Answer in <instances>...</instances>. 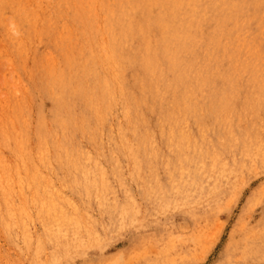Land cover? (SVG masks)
Returning a JSON list of instances; mask_svg holds the SVG:
<instances>
[{
	"label": "rangeland",
	"instance_id": "374dc122",
	"mask_svg": "<svg viewBox=\"0 0 264 264\" xmlns=\"http://www.w3.org/2000/svg\"><path fill=\"white\" fill-rule=\"evenodd\" d=\"M115 1L120 10L124 7L128 11L127 16L138 18L148 10L167 16L165 20L171 23L172 32L164 41L155 40L150 30L137 42L132 41L136 52L146 49L147 58H160L162 71L156 68L145 77L150 91H142L133 77L123 79L114 66L109 68L111 74L106 80L115 83L112 87H117L119 94L108 89L113 97L108 124L101 126L105 132L95 147L80 134L78 121L71 132L60 127L59 118L52 113L57 109L66 118L69 112L73 117L70 120L83 115L94 134L96 123L88 115L91 97L85 92L72 95L70 88L79 82L90 86L103 66L115 62L120 67L123 60L134 58L125 43L127 31L122 36L116 34V44H123L119 59L109 49L112 39L104 46L98 44L103 41L97 39H106L108 34L99 33L96 23L102 20L107 27L109 23L106 12L92 10ZM149 1L154 3L153 9L147 6V0H0L1 173L13 159L24 164L18 157V148L25 135L33 133L30 131L47 129L44 133L54 145L49 159L34 156L36 160L23 170L27 173L12 171L19 179L33 182L32 187L21 185L23 192L20 182L13 180L12 191L28 198L31 195L37 201L26 209H18L19 205L10 208L17 214L16 223L6 214V206L0 209V264H264V65L255 59L246 65L243 60L225 59L218 45L220 41H230L247 51L258 40L264 41V0ZM119 12L114 7L112 14ZM203 15L220 16L230 33L225 35L228 29L214 26L213 35H207L205 42L195 22L187 27L180 21V16L193 22ZM92 22L94 25L86 28ZM168 43L177 52L174 58L166 48ZM89 46H94V50ZM94 51V61L83 60ZM64 52L72 56L64 71L70 75L53 81L45 79L44 74L35 76L34 66L45 65L42 61ZM177 57L191 70L177 61L178 67L172 68L169 60ZM136 61L137 71L143 65L139 54ZM228 62L231 65L223 69V77L213 79L218 74L211 71L212 66ZM193 70L198 71L200 78L194 77ZM31 80L46 82L48 89L46 86V90H35L36 84ZM58 85L62 87L61 95ZM187 85L195 89L189 96L181 93ZM159 87L162 104L153 97ZM220 99L230 108L209 112L211 119L207 120L213 127L200 128L191 108L197 110V115L207 116V109ZM173 102L184 105L187 128H167L165 109ZM8 112L14 116L7 118ZM179 113L181 108L177 109ZM143 118L149 119L145 120L146 127L152 132L157 120L165 119L167 124L156 126V135L145 133V137L154 136V145L149 139L146 142L149 152L152 148L159 152L153 155L155 159L152 155L143 156L145 150L139 143L132 159L118 137L119 127L137 126ZM4 122L19 132L16 141L3 133ZM227 123L235 129L236 136L225 127ZM170 129L173 134H169ZM141 130L137 128L134 133L138 135ZM179 133L183 134L181 138ZM70 136L81 151H92L93 154L87 151L91 156L86 158H77L78 154L73 153L90 168V173L71 167L80 165L76 159L57 156L56 148L70 152L64 148L70 147L66 143ZM216 136L222 140L215 142ZM123 138L135 143L128 133ZM35 142L37 139L33 138L31 144ZM109 142L115 154L108 151ZM5 143L11 144L13 150L6 148ZM178 151L181 160L174 157ZM162 154L165 156H159ZM168 155L172 157L166 159ZM88 178L92 183L83 184ZM8 192L0 188V201ZM63 214L74 215V222Z\"/></svg>",
	"mask_w": 264,
	"mask_h": 264
},
{
	"label": "bare ground",
	"instance_id": "6f19581e",
	"mask_svg": "<svg viewBox=\"0 0 264 264\" xmlns=\"http://www.w3.org/2000/svg\"><path fill=\"white\" fill-rule=\"evenodd\" d=\"M203 1H207V0H203ZM259 1L262 2L263 0H259ZM115 3H116V1L112 3L114 6L109 5V4L106 6L100 5V6H97L95 9L92 10L95 13H99L100 11L106 12V21L109 23L108 27L103 24L102 20H100L96 23L99 25V28L97 29V31L99 33L108 34L106 39L99 37L97 40L103 41V42H99L98 44L100 46H104L105 43H107L110 39H112L113 41L109 45V49L111 50L113 56L115 58L119 59V57H121L122 52H123V51L122 52L120 51L123 49V44L121 42H117V44H116V40H117L118 36L123 35L122 33L124 31H127L128 39L125 40V43H126L127 47L129 49H131L130 52L133 54L134 58L138 59V54L140 55L142 63L144 66L143 65L139 66L137 71H136L135 68L137 66V64H136L137 61L134 58H131L129 60H123L120 63V67H118V65L115 64V62H112V63H109V64L103 66L101 68V70L96 73L95 83L91 84L90 86H87L81 82L71 86L70 91L72 93H74V94L71 93L72 95L76 94L77 96H79V95H82V92H85L88 96L91 97L90 103H89L90 109H89L88 115L92 120H95V123H96V125L92 129V131L94 133L93 135L91 134V125L89 123V120L85 116H83V115L82 116H76V114H74L76 116V119L70 120V119H73V117H72V115L69 114V112H67L66 118L64 116H62V112L57 110V109H55L52 113L54 118H59L57 121L58 125L60 127H63L64 129H69L71 132L74 129V127L76 126V121H78L79 125L81 126L80 134L82 136H85V138L88 139L87 142H89V144H91L93 146L98 145V143H100L99 140L102 136L101 134L102 133L104 134V132H105L104 131L105 127H101V126L102 125L105 126L108 124V116H109V112H110L109 109L111 108V106L109 105V102L112 101V99H113V97L109 96L108 89L113 90L115 92V95L119 94L118 88L115 86L112 87L113 85H115V83L111 80H106L108 75L111 74L109 68L111 66H114V68L117 70V73H119L123 79L128 78V77H133L134 83L137 86H139L142 91H145V92L150 91V89L147 88V82L145 80V77L147 75H149L150 73H153L154 69H156V68H157L158 72L162 71L161 67H159L160 58H157V57L147 58L146 53H145L146 49H144L141 53L136 52V47L133 45L132 41L137 42L139 37L142 34L148 35L149 30L152 34V37L155 40L164 41L167 38V36L170 35L172 32L171 23L169 21L165 20V18H167V16L164 18L162 15L155 14L153 12V10L152 11L148 10L147 13L141 14L138 18H136L134 16H127L128 11H125L124 7H122V9L120 10L116 6ZM134 5L138 6L140 4L134 3ZM147 6L152 7V9H153L154 3L147 0ZM114 7L117 11H120L119 14H117V15L112 14ZM238 12L243 14L242 10H239ZM180 21L184 22V24L187 27H189L190 25H192L195 22V26L199 29V31H201L200 32L201 33V40L205 41V42L207 41V35H209V36L213 35L212 29L214 28V26L223 27L224 29H228L225 35H228L230 33V28H227V26L225 25L226 24L225 20H223L220 16L209 17L207 15H203L202 17L195 19L193 22L191 21V19L189 17L180 16ZM213 23H214V25H212ZM91 25H94L93 22L89 26H87L86 28H89ZM218 45H219V48L221 49V51L223 53H225V55H224L225 59L229 57L232 59L243 60L245 65L247 63L251 62L252 59H255L257 62H259L260 65H264V53H263L264 41L263 40H258V42L253 47L248 48L247 51L244 48H240L239 44L230 43V41L228 43L224 42V41H220L218 43ZM169 46H170V44L168 43L166 48L169 52V55L170 56L172 55V57L174 58L175 55L177 56V52L172 46H170V49H169ZM88 48L94 50V46H89ZM85 50H86V48H85ZM65 53L66 52H64L63 55L58 56V57H51L50 56L46 61H42V63L45 65H41V66L36 65V67L34 66L33 72H34L35 76L40 77L42 74H44L45 79L53 81V79H57L61 75H70L64 71H65V64L71 61L72 56L70 55V52H67L66 54ZM202 53H203V51H202ZM204 55H209V53L205 52ZM248 57H250V58H248ZM96 58H97V55L95 54V51H94L92 54L84 56L83 60L84 61H94ZM176 61H177L178 65H181V66L186 67L189 70H191L190 65L189 64H182L178 60V57H177V59L169 60V65L172 68H177L178 65H177ZM219 62L221 63V60ZM230 65H231V62H228L226 64L223 63L221 66L213 65L211 68V71L216 70V72L218 74V75H214L213 79L216 77H223V69L227 68ZM35 68H36V72H35ZM37 72H40V73H37ZM193 72H194L195 78H197V79L200 78L198 71L193 70ZM234 72L235 71H232V73H234ZM252 77H256V76L253 75ZM76 81H80V80H76ZM31 82H35L33 84H36V85H34V88L37 91L39 89H41V87L43 90H46V88H45L46 86L48 89V85L46 82H43L42 84L37 80H35V81L31 80ZM58 86H59L58 94L61 95L62 94V87L60 85H58ZM62 86L66 87L65 85H62ZM157 90H158L157 93L153 97H154V99H158L159 103L162 104L164 102L163 100L161 101V98H162L161 95L163 93H162V91H160V87L157 88ZM30 91H31L30 95H32L33 92H32V90H30ZM194 91H195V89L192 85H187V88L186 89L183 88L181 93L185 96H189V95L193 94ZM222 98H223V96H222ZM141 100H144V98ZM155 101H157V100H155ZM220 101H221V99H220ZM224 101H226L225 98H224ZM80 103H81V105H83V103L81 101H80ZM222 103L223 102L221 101V102L216 103L215 106H210L206 112L207 116L197 115V110L195 108H191V113L193 115L192 117L195 120V122L200 126V128L208 129L212 126V124H210V122L207 120V119H211V117L208 115L209 112H222L224 109L230 108V105H228L227 103H224V105ZM230 103H232V102H230ZM144 104H148V103H144ZM167 105H166V109H165L166 110V116L165 117H166V120L168 121L169 126L167 124H165V119H161V120L159 119L155 122L152 130H154L155 132H158L159 130L156 128V126L161 127L163 125H167V128H172V129L176 126H180V128H187L186 123H187V117L188 116L186 115V112L183 110L184 105L177 104L176 102H173V103L167 104ZM71 106H72V103H71ZM178 108L182 109V113L177 114ZM19 111L22 112L23 107H20ZM204 111H205V109H204ZM5 116L7 118H11L14 116V114H12L11 112H8L5 114ZM145 120H149V119L143 118L142 120H140V124H138L137 126L134 124L133 125H127L125 127L123 126L124 128L119 127V129H121V130L117 131L119 139H121L123 141L124 150L126 149L131 153L132 159L135 158V156H133V153H136L138 151V146H137L138 143L145 150V152H143V156H145V157H151L150 155H152V156L158 155V153H159V152L155 151V148L154 149L152 148V150H151L152 152H149L147 149V142H146L147 139L150 140L149 143L151 145H154L155 140H154V136L145 137V133L154 134V135H156V133H153L154 131L152 132L150 129H148L146 127V121ZM223 120H226V118H224ZM40 123L44 124V122H40ZM207 123H209L210 125L208 126ZM218 123H220V122L218 121ZM225 127H228V131H230L232 134L235 135L236 132L233 133V131H235V129L232 127V125L228 126V123H227L225 125ZM137 128L140 130L143 129L145 132L142 133V130H141V132L138 135H136L134 133V131ZM201 130H203V129H201ZM44 131H47V129H38L36 131H30L33 133H28L25 135V140L23 142H21V144H23V145L20 144L19 148H18V152H19L18 157L20 159H22V162L24 164H22L18 159H13L12 160L13 165L11 164V166L9 165L10 163L7 161V163H9L8 164L9 166L7 165L6 167H4L6 170L5 172L1 173V170L3 171L2 168L0 170V188L4 189L5 191H10L6 194V197L4 196L3 199L0 201V209L5 208L3 206H6V208L4 210H6V209L9 210V211L6 210V214H9L11 219L14 222L17 220V218L15 216L17 214H13V212L10 210V208H12L15 205H19L18 209H19V207L26 209L28 207V205H32L34 201H37L31 195H30V198H28L26 195L18 193L15 190L12 191L13 180L20 182L19 183L20 190H22L23 192H24V186H21V185L25 184L29 187L33 186V182H26L24 180H21V179H19V177L16 174L17 173H27V172H23V170H25L26 168H29L28 163L31 164L32 161L36 160V157H34V156L39 157L41 160H45V159H49L51 157V154H53L51 152H52V147L54 145L52 144L50 139L47 137V135L44 133ZM169 131H172V130L170 129ZM97 132H98V134H95ZM3 133L6 134L7 136H9L11 141H16L18 139V136H19V134H18L19 132L17 131V129L12 124H10L8 122H4V124H3ZM127 133L130 134L133 139H135V143H133L132 141H127L126 139L123 138V136ZM170 133L173 134L174 131L169 132V134ZM179 134H180V138H181L183 134H181V133H179ZM173 136H175V135H173ZM235 136H234V138H235ZM168 137H169V135H168ZM33 138L37 139V142H35L34 144H31V140ZM57 138H58V136L55 135V139H56L57 143L59 144V141L57 140ZM216 138H217V141H215V142L222 140L219 136H216ZM1 141H3V143H4L5 138H2ZM208 141H209V139H208ZM232 141H231V143H232ZM234 141H236V140H234ZM170 142H172V141H170ZM188 142H187V144H189ZM223 142H226V141H223ZM243 142H244V140H243ZM66 143L69 144L70 147L67 148V146L65 145L64 148L68 149L70 152L63 153L59 149L56 148L57 156L59 158L67 157L69 159H73V158L76 159L75 156L73 155V153L78 154L76 156L77 158H79V157L86 158V157L91 156L90 153H92V151L90 152L87 149H86V151L85 150L81 151L80 150L81 148L79 149L76 146L77 144L74 142V139L72 136H70L67 139ZM180 143H181V141H180ZM108 144H109V150L108 151L113 152L115 154V150L112 149L113 145L110 142ZM150 144H148V145H150ZM167 144H169V143H167ZM227 144H230V143L227 142ZM203 145H204V143H203ZM213 145H214V143H213ZM5 146H6V148L8 147L9 149L13 150V146L11 144L5 143ZM95 147H97V146H95ZM61 148H62V146H61ZM212 149H213V147H212ZM87 151H89L90 153H87ZM210 152H212V151H210ZM118 153H120V152H118ZM125 153H126V151H125ZM178 153H179V151H178ZM159 156H165V155L162 154ZM159 156H157V157H159ZM185 156L186 155L184 153V157ZM100 157H101V155H100ZM171 157H172L171 155H168L166 157V159L171 158ZM174 157H175V159L181 160V158H179V157H181L180 153L176 154ZM3 158H4V155H3ZM153 158H154V156H153ZM2 159H1V161H3ZM10 159H9V161H10ZM6 160H8V159H6ZM76 161L80 165H72L71 167H75L79 172L90 173V168L84 166L78 159H76ZM217 161H219V160H217ZM0 165H1V162H0ZM118 167H119V165H118ZM10 169H13V170H10ZM12 171L17 172V173L14 174ZM118 173H120V172H118ZM10 180H11V182H10ZM41 183H42V181H39L38 185H40ZM91 183L92 182L88 178V181L86 180L83 184L90 185ZM85 188L89 189L87 185H85ZM54 189H59V188L53 187V190ZM41 201H43V200L41 199ZM73 207L75 208V206H73ZM61 208H63V207H61ZM59 211H61V210H59ZM56 213H57V211H56ZM3 214H4V211H3ZM63 216H65V214H63ZM76 216H78V215L76 214ZM65 218H67V220L71 223L74 222L73 221L74 215H71L70 217L66 215ZM9 224H10V222H9ZM8 233L11 234L10 232H8ZM10 236H13V234Z\"/></svg>",
	"mask_w": 264,
	"mask_h": 264
}]
</instances>
